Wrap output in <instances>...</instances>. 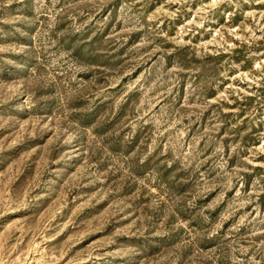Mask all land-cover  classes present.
I'll return each mask as SVG.
<instances>
[{
	"label": "rangeland",
	"instance_id": "1",
	"mask_svg": "<svg viewBox=\"0 0 264 264\" xmlns=\"http://www.w3.org/2000/svg\"><path fill=\"white\" fill-rule=\"evenodd\" d=\"M0 264H264V0H0Z\"/></svg>",
	"mask_w": 264,
	"mask_h": 264
}]
</instances>
